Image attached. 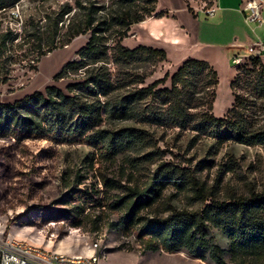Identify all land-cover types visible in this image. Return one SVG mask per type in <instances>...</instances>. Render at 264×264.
I'll use <instances>...</instances> for the list:
<instances>
[{"label":"rangeland","instance_id":"rangeland-1","mask_svg":"<svg viewBox=\"0 0 264 264\" xmlns=\"http://www.w3.org/2000/svg\"><path fill=\"white\" fill-rule=\"evenodd\" d=\"M77 1H95L106 12L114 11L118 4V0H21L0 11V103H14L36 92L45 93L50 86L69 95V85L83 82L87 70L96 71V66L89 65L69 73L68 78L55 80L67 63L79 60L78 51L90 39V34L79 36L66 45L70 21L76 23L82 18L76 8ZM160 1L163 7L179 16L187 3L197 8L201 13L193 16L199 22L201 39L223 41L222 32L226 28L219 27L217 20L204 13V8H210L207 4L215 5L212 0ZM64 6L72 8V12L65 15L55 35L49 18H54L55 12ZM34 24L41 33L40 44L28 38ZM233 26L232 22L231 29ZM6 34L9 38L2 47L1 41ZM258 38L264 41V34ZM54 45L57 48L38 61L39 54ZM126 46L129 49L136 47L133 41L127 42ZM241 55L248 56L246 51ZM171 66L167 70L165 62L147 60L117 66L112 60L106 64L110 79L116 86V77L126 78L129 82L126 88L112 90L108 98L89 97L80 89H76L75 94L83 101L99 100L104 106L105 102L116 101L133 87L148 86L166 76L169 79L160 88H170V77L177 71V67ZM219 69L213 114L224 118L234 102L233 73L224 66ZM127 75L144 76L145 85H131L132 80L127 79ZM237 93L249 100L248 115L253 117L255 124L264 127V98L242 87ZM149 104L164 109L160 103L151 100L145 101L144 107ZM204 111L206 109H198L192 113L198 115ZM101 120L96 129L117 132L135 127L147 131L153 142L148 147L136 146L112 154L85 139L69 142L65 139L17 141L11 137L0 138V233L58 253L99 256L104 264H208L183 251L168 254L162 250L149 252L144 248L143 222L155 215L166 214L170 207L198 208L201 202L192 190L169 182L161 188L157 204L142 209L137 216L127 206L129 200L122 199L128 189L145 188L157 170L167 165L203 185L207 195L220 201L264 196L262 146L213 139L194 131L195 123L181 129L110 117L103 108ZM211 234L226 251L228 264H232L228 238L217 229Z\"/></svg>","mask_w":264,"mask_h":264},{"label":"trees","instance_id":"trees-1","mask_svg":"<svg viewBox=\"0 0 264 264\" xmlns=\"http://www.w3.org/2000/svg\"><path fill=\"white\" fill-rule=\"evenodd\" d=\"M19 1L21 0H0V11ZM117 3L114 11L106 12L95 1L76 2L77 11H80L82 18L76 23L70 21L66 45L79 36L90 34V39L78 51L79 60L67 63L55 80L68 78L69 73L78 72L89 65L96 66V71L87 70L83 82L69 85V95L50 86L45 93L36 92L14 103H0V138L11 137L17 141L65 139L69 142H82L85 139L112 154L152 144L150 134L139 128L131 127L117 132L96 129L98 123L102 122L103 108L110 117L181 129L195 123L194 131L213 139L264 147V127L255 124L253 117L248 115L251 106L249 100L237 93L242 87L264 98V62L260 58H251L246 64L236 68V76L231 82L234 102L224 118H217L213 114L219 74L209 63L197 59H189L183 63L170 77V88H160L169 79L166 76L151 85L133 87L116 101L105 102L104 106L99 100L83 101L80 96H76V89H80L89 97L108 98L112 90L126 88L129 83L126 78L116 77V86L111 81L106 64L112 60L117 66L143 60H167L164 50L146 46L129 49L124 45L132 26L154 16H164L156 14L158 0H118ZM211 6L207 4V7ZM187 9L195 16L188 3ZM71 12L72 8L64 6L59 12H55L54 18H49L56 31L55 35L65 15ZM33 26L28 38L40 44L41 33L35 24ZM8 38L7 34L3 36L2 47L6 46ZM56 48L54 45L46 52L42 51L38 61ZM127 76V79L132 80L131 85H145L144 76ZM149 100L160 103L164 109H157L156 104L144 107V102ZM198 109L206 111L198 115L192 113ZM169 182L179 188L192 190L201 205L193 210L170 207L166 214L155 215L143 222L145 251L162 250L168 254L183 251L208 264H228L226 251L216 243L211 234L213 229H217L230 241L232 264H264V196L220 201L207 195L203 185L197 184L180 170L162 165L145 188H129L122 199L129 200L127 206L138 216L142 209L157 204L161 188ZM207 201L211 203L208 204Z\"/></svg>","mask_w":264,"mask_h":264},{"label":"crops","instance_id":"crops-1","mask_svg":"<svg viewBox=\"0 0 264 264\" xmlns=\"http://www.w3.org/2000/svg\"><path fill=\"white\" fill-rule=\"evenodd\" d=\"M158 2L156 14H164V16H154L132 26L129 36L124 40V45L133 41L136 47L146 46L164 50L167 54L165 61L167 70L171 69L172 64L178 70L187 60L197 59L209 63L217 72L221 66L226 67L230 73H233L234 80L237 72L236 68L232 66L233 58L241 55V52L246 51L249 44L259 35L264 34V26L259 28V33L255 35L245 23L241 12L242 0H220L216 4L217 12L212 19L218 21L219 27L226 28L222 32L223 41L221 42L201 39V30L197 24L199 22L187 7L179 16L172 10L163 7L160 0ZM193 10L195 16L201 13L197 8H193ZM232 22L234 26L231 29ZM234 51L237 53H233ZM262 61L264 62V57Z\"/></svg>","mask_w":264,"mask_h":264},{"label":"built area","instance_id":"built-area-1","mask_svg":"<svg viewBox=\"0 0 264 264\" xmlns=\"http://www.w3.org/2000/svg\"><path fill=\"white\" fill-rule=\"evenodd\" d=\"M220 0H212L215 5L204 8L208 17L214 18L217 12V3ZM264 0H242L241 12L245 23L252 33L257 35V29L264 26L263 17ZM247 57L237 55L232 63L235 68L243 66L246 60L264 57V41L257 38L246 48ZM0 264H104L99 256L68 255L58 253L27 242L26 240L0 233Z\"/></svg>","mask_w":264,"mask_h":264}]
</instances>
